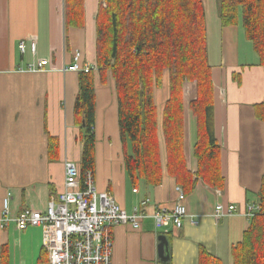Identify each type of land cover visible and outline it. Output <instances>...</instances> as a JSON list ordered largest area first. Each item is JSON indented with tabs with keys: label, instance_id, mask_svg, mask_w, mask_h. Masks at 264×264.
<instances>
[{
	"label": "crops",
	"instance_id": "obj_1",
	"mask_svg": "<svg viewBox=\"0 0 264 264\" xmlns=\"http://www.w3.org/2000/svg\"><path fill=\"white\" fill-rule=\"evenodd\" d=\"M103 2L85 0L84 26L67 28L65 0H0V217L9 195L13 219L25 210L45 212L64 190L65 160L80 164L83 145L74 116L79 74L61 69L73 62L76 50L82 52V64L96 63V17ZM206 24L215 134L225 183L216 189L197 182L185 195L188 217L181 228L156 229L151 216L162 209L173 211L182 190L167 172L157 187L132 184L124 165L115 90L109 82L96 83V188L111 193L128 214L139 208L149 216L139 229L131 225L113 229L112 264L161 262L160 236L169 241L171 264H199L201 249L230 264L231 246L242 239L249 224L243 213L258 201L264 174V123L254 109L264 100V70L241 21L225 28L216 13L210 18L207 12ZM24 39L36 41V53L20 51ZM41 60L50 61L54 69L19 71ZM196 96V86L187 84L185 157L193 173L198 170L193 154L196 120L189 104ZM49 137L58 139L57 151H50ZM145 200L149 202L142 205ZM218 204L235 205L237 214L217 218ZM43 242L40 228L20 231L13 221L0 227V264H49ZM4 248L6 261L1 257Z\"/></svg>",
	"mask_w": 264,
	"mask_h": 264
},
{
	"label": "trees",
	"instance_id": "obj_2",
	"mask_svg": "<svg viewBox=\"0 0 264 264\" xmlns=\"http://www.w3.org/2000/svg\"><path fill=\"white\" fill-rule=\"evenodd\" d=\"M222 27L238 26L252 44L264 70V0H218ZM85 0H65L67 28L84 26ZM97 72L78 75L74 116L83 145L80 182L96 169V83H111L118 101V128L126 173L134 186H159L165 172L185 195L198 181L221 189V146L215 134V91L207 43L203 0H105L96 17ZM240 83V82H239ZM187 84L196 86L189 108L196 120L193 154L197 172L185 157ZM168 95L159 113L158 91ZM264 123V100L254 106ZM49 149L58 150L49 137ZM51 159H56L51 156ZM259 211L249 220L242 239L230 249V264H264V174L257 193ZM1 257L5 259L4 248ZM164 264H171L169 262ZM199 264H223L204 249Z\"/></svg>",
	"mask_w": 264,
	"mask_h": 264
},
{
	"label": "built area",
	"instance_id": "obj_3",
	"mask_svg": "<svg viewBox=\"0 0 264 264\" xmlns=\"http://www.w3.org/2000/svg\"><path fill=\"white\" fill-rule=\"evenodd\" d=\"M20 51L25 54L28 50L37 51V43L33 39H24L19 43ZM82 52L76 50L73 62L61 69L63 73L97 72L95 64H82ZM54 69L48 60H41L20 72H48ZM64 190L58 200L48 206L45 212L25 210L16 218H11L10 195L4 200L0 227H6L14 222L20 231L29 228H40L43 231L44 249L49 254V264H112L113 229L121 225H131L139 229L141 222L149 216L135 208L128 214L117 203L109 192H99L95 185L92 172H87L84 185L80 182L79 165L66 159L64 162ZM137 192V190H135ZM185 194L180 191L177 205L173 211L162 209L151 218L157 230L170 226L181 228L188 217L184 205ZM145 200L142 205H146ZM259 211L257 202L251 203L243 217L251 219ZM237 214L233 204L225 206L218 204L215 208L217 218H228ZM192 223L197 224L192 220ZM157 264H163L158 262Z\"/></svg>",
	"mask_w": 264,
	"mask_h": 264
},
{
	"label": "rangeland",
	"instance_id": "obj_4",
	"mask_svg": "<svg viewBox=\"0 0 264 264\" xmlns=\"http://www.w3.org/2000/svg\"><path fill=\"white\" fill-rule=\"evenodd\" d=\"M218 0H203L204 7H206V14L207 12L209 13V17H214V14L216 13L219 17V12H218ZM105 2V0H104ZM103 2V3H104ZM97 65V63H96ZM98 70V69H97ZM168 88L165 86L163 89L158 91L159 95H157V102H158V107H159V113H161V109L165 103V100L168 95ZM78 161L75 163L77 164Z\"/></svg>",
	"mask_w": 264,
	"mask_h": 264
},
{
	"label": "water",
	"instance_id": "obj_5",
	"mask_svg": "<svg viewBox=\"0 0 264 264\" xmlns=\"http://www.w3.org/2000/svg\"><path fill=\"white\" fill-rule=\"evenodd\" d=\"M158 256L162 263L169 262L171 258L169 241L166 236L159 237Z\"/></svg>",
	"mask_w": 264,
	"mask_h": 264
}]
</instances>
